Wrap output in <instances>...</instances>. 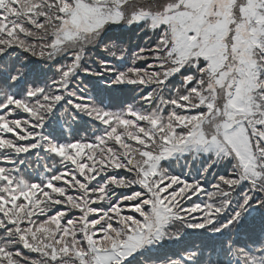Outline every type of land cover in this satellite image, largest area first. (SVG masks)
Segmentation results:
<instances>
[{"label":"snow or ice","instance_id":"6c2138e0","mask_svg":"<svg viewBox=\"0 0 264 264\" xmlns=\"http://www.w3.org/2000/svg\"><path fill=\"white\" fill-rule=\"evenodd\" d=\"M0 264H264V0H0Z\"/></svg>","mask_w":264,"mask_h":264},{"label":"trees","instance_id":"16d2710c","mask_svg":"<svg viewBox=\"0 0 264 264\" xmlns=\"http://www.w3.org/2000/svg\"><path fill=\"white\" fill-rule=\"evenodd\" d=\"M128 39H130L132 46L135 47L137 44H142L146 38L137 39L136 36H129Z\"/></svg>","mask_w":264,"mask_h":264}]
</instances>
